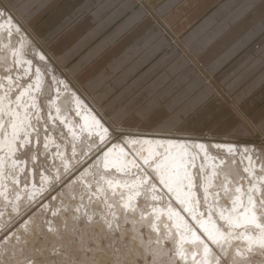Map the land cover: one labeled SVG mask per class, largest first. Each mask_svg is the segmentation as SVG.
<instances>
[{
  "label": "snow or ice",
  "instance_id": "snow-or-ice-1",
  "mask_svg": "<svg viewBox=\"0 0 264 264\" xmlns=\"http://www.w3.org/2000/svg\"><path fill=\"white\" fill-rule=\"evenodd\" d=\"M47 4L48 0H0V51L6 53L2 59L8 65L0 77L8 84L5 88L0 83V153L6 150V155L0 154V197L10 215L28 217L18 228L0 225V264H127L118 256L105 259L94 240L83 248V229L78 226L99 215L88 214L94 202L110 208L107 197L116 196L118 188L128 212L139 211L141 219L162 223L170 244L178 235L173 249L177 264H255L245 255L254 250L262 257L259 264H264V118L253 120L239 106L226 118L219 115L210 107L211 86L193 80V103L186 116L216 121L232 138L193 143L200 137L163 132L152 135L166 138L141 139L148 133L139 129L156 116L163 102L157 107L133 95L109 118L99 115V109L94 112L96 104L72 70L62 66L60 56L29 27ZM236 8V18L249 19L264 36V0H237ZM253 57L264 72V42ZM18 66L23 75L14 78L10 73ZM174 115L173 111L164 117L171 126ZM53 131L55 138L50 136ZM240 136L253 139L241 141ZM56 138L64 142L65 151ZM109 144L112 147L105 150ZM143 144H154L159 151L143 156L137 150ZM56 158L59 167L53 163L41 170ZM230 164H240L243 174L234 173ZM26 169H31V176ZM32 177L36 182L29 187ZM9 180L12 189L5 183ZM201 207L204 210L198 211ZM4 215L0 211V217ZM100 219L108 230L119 231L118 224ZM152 227L159 231L156 223ZM240 241L245 249L235 243Z\"/></svg>",
  "mask_w": 264,
  "mask_h": 264
},
{
  "label": "crops",
  "instance_id": "crops-1",
  "mask_svg": "<svg viewBox=\"0 0 264 264\" xmlns=\"http://www.w3.org/2000/svg\"><path fill=\"white\" fill-rule=\"evenodd\" d=\"M63 1L48 0L47 6L37 13L29 27ZM143 1L156 17L149 14L144 5L138 10L139 0H69L49 21L50 27L81 2V16L77 19H81V52L94 38L102 36L103 39L97 43L100 45L89 53L94 63L85 68L81 66L79 82L107 118L120 107L117 101L120 95L102 106L95 93L118 92L113 88L115 83L127 77L132 79L121 87L122 95H134L138 101L147 104L154 100L157 107L163 102L162 108L166 111L178 113L173 118L179 124L188 118L186 111L193 103L190 95V82L193 80L211 86L214 92L212 109L241 107L247 94L261 95L253 96L250 103L243 106L244 109L250 110L256 101L264 100V72L253 57L264 42V36L249 19L236 18L237 0ZM77 22L71 26L72 29L78 28L80 22ZM69 33L67 37H76ZM148 65L149 68L144 69ZM156 75L161 76L159 86L145 88L147 81L135 88L138 82L143 83L146 78ZM166 75L173 76L174 85L169 86ZM91 78L96 79L91 82ZM105 85L109 87L107 90L103 89ZM234 93L238 95L231 100ZM252 115L253 120L261 119V112L257 116L255 113ZM147 122L144 124L148 125ZM155 122L150 120L152 126ZM181 127L183 133L189 132L187 125ZM214 132L226 133L225 130Z\"/></svg>",
  "mask_w": 264,
  "mask_h": 264
},
{
  "label": "rangeland",
  "instance_id": "rangeland-1",
  "mask_svg": "<svg viewBox=\"0 0 264 264\" xmlns=\"http://www.w3.org/2000/svg\"><path fill=\"white\" fill-rule=\"evenodd\" d=\"M68 2H69V0H64L59 6H57L53 10L49 11L47 14L45 13V15L33 27H30V28L33 31V33L41 39V41L45 44L46 47H49L50 49L55 51L60 56L61 65L66 66L68 69L72 70L76 82L81 87V82H79V80L81 79V66H83L85 68V66H88V65H91L94 63L93 57L90 56L89 53L97 45H100L97 43H99V41H101L103 38H101L102 36L99 39L94 38L91 41V43L89 44V46L84 48L83 52H81V19L77 20L81 16V2H79L75 7H73L72 10L69 13H67L66 16H63L56 23L52 24L49 27V24H51V22H49L51 20V18L57 13V11L60 7H63ZM139 5H144L147 8L148 13L155 16L154 12L145 5L143 0H139ZM75 22H77V24L80 22L78 24L80 27L77 25L78 28L72 29L71 26ZM43 26L48 27V29L43 28ZM68 33L74 34L73 36H76V37L75 38L74 37H67ZM90 57H92V58H90ZM81 62H83L82 65H81ZM148 68H149V65L144 66V69H148ZM129 71H131V70H129ZM167 76L168 75H166L165 79L167 81H170L168 83L169 86L174 85V80H172L173 76H170V77H167ZM87 79H89V78H87ZM95 79L96 78H93V79L91 78V82ZM131 79H132L131 77H127V78H124L123 81L118 80V82L115 83V85H114L115 87H113V88H116L115 90H117V91L119 90L118 92H115V91L110 92L107 90L109 88L107 85L103 86V89L106 88L107 91L95 93L97 95V97L100 98L99 100L101 102V105L102 106L108 105V103L110 101H112L113 99L117 98L120 95V97L117 99V101L119 100L118 106H120L122 104V102H124L129 96L127 94L122 95V92H120V91L123 89H121V87L128 84L131 81ZM136 79H138V78H134V80H136ZM160 80H161V76L160 77H159V75L152 76L150 78H146L143 81V83H142V81L140 83L138 82V84L135 88L138 89V87L142 86L147 81H148V84L145 88L154 87V86L157 87V86H159L158 82ZM89 81H87V82H89ZM127 81H129V82L125 83ZM164 93H163V95H164ZM172 95L174 96L175 94H172ZM235 95H238V94H236V93L232 94L230 99L232 97L233 98L236 97ZM255 95H261V94H247L248 97L245 99V102H243V105L241 106V108L244 111H246L247 113L249 112L250 116H253L252 115L253 113H255L254 116H257L261 112V118H264V107L262 109H260L264 105V100L263 101H256L254 103L255 105L252 106L250 110L243 108V106L250 103V101L252 100V97ZM231 100H233V99H231ZM153 101H150V102L153 103ZM150 102L148 103L149 105L151 104ZM153 105H154V103H153ZM220 108H214L213 110L215 112H217L219 115L224 116L226 118L231 107L230 108L226 107L225 109L219 110ZM173 111L172 110L166 111V109L161 107L160 111L151 120V121L155 120L156 124L152 126V124L150 123V120H149L147 122L149 124L148 125L143 124V126L140 129L149 130V131H153V130L157 129L156 130L157 132H171V133L181 132V133H183L182 131H184V130H183V127H181V126L183 125L185 127L187 125V127H188V125L191 124L187 129V131L190 132V133L189 132L188 133L193 135V136L197 135L196 137H200V139L207 140L208 138L209 139H223V138H225L228 140V139L232 138L228 134V132L226 131V128L223 125H221L220 123H218L216 121L204 120L201 115H196V116L193 115L191 118L185 117V121L180 122L181 124H179V122L177 120H174V118H173V120L175 122V126L178 125L175 128V126L169 125L168 122L164 120L165 114L166 113H172ZM176 111H178V110H176ZM176 114H178V113H175V115ZM255 120H259V118L257 117V119H255ZM164 126L174 127V128H164ZM223 127L225 129H222ZM148 128H150V129H148ZM215 130L216 131L225 130L226 133H225V135H221V133H215L214 132ZM223 136H227L229 138H226ZM237 138L240 139L241 141H248V140L253 139L252 137H249V136H240ZM85 166H87V165H85ZM53 195H55V193H53ZM46 202L47 201H45V203ZM26 219H28L27 216H23L22 218H17L13 224H15V226L18 228ZM93 229H95V231H98V226H93L89 230H93ZM85 235H87V234L83 232L82 237L86 243L90 240H94L92 237H90L88 235H87V238H85ZM115 235L116 236L120 235V237L119 238L117 237V239L114 241L112 239H107L106 245L104 243H102L100 240H99V243H96L97 245H99L103 249V257L105 259H108V258L113 257V256H118V257H123V258L128 259L129 260L128 264H138L139 262L142 263L141 258L143 256H147V258H146L147 262L146 263L147 264L152 263L151 262L152 256L150 255V252H148L147 249H144V255H142V253L138 252V251H135V252L131 251V252H127V253H124V251H123L124 250L123 245H122L123 240H132L134 238L136 239L137 236L139 235L138 233L135 234L134 230H127V231H124L123 233L117 232ZM94 241L96 242V240H94ZM108 241H110V242H108ZM138 243L142 244L139 240H138ZM150 243L152 245H155L153 240H151ZM150 243H149V246H150ZM88 247H89V244H88ZM142 247H143V244H142ZM152 252L154 253V249L152 250ZM105 253H107V254L105 255ZM156 254L157 253L155 252V255ZM84 260H86V258Z\"/></svg>",
  "mask_w": 264,
  "mask_h": 264
},
{
  "label": "bare ground",
  "instance_id": "bare-ground-1",
  "mask_svg": "<svg viewBox=\"0 0 264 264\" xmlns=\"http://www.w3.org/2000/svg\"><path fill=\"white\" fill-rule=\"evenodd\" d=\"M0 23H3V21H0ZM6 55V53H4L3 51H0V77H3L4 75V68L8 67L7 64H5L3 62V57ZM28 59H30L31 57H27ZM11 60V57L9 56V62ZM35 63V62H34ZM11 75H13V77H18V76H22L23 75V70L21 66H18V69L16 71H13L10 73ZM61 79H65V77H61ZM0 83L4 84V87L7 88L8 84L7 82L0 80ZM2 91V90H0ZM81 99H83V97H81ZM85 104H87V106L89 108L92 107L91 104H88L87 101H85ZM46 107V104L44 105ZM97 109H93V111L95 112ZM64 113V108L62 107V114ZM53 115H55V112L53 110ZM99 115H103L104 117L105 114L104 112H102L99 109ZM107 118V117H106ZM5 119L7 120V117H5ZM62 131L64 129H61ZM142 132L148 133L145 136H142L141 139L143 140H156V139H162V138H166L163 136H157V135H152V133H163V132H157V131H147V130H141ZM175 134H182V135H190L193 136L189 133H175ZM50 136L55 138L57 136L56 132H51ZM197 136V135H196ZM65 139H68L67 137ZM225 138L223 139H199L196 141H193V143H208L209 141L213 144L215 143H223L225 142ZM55 143L60 145V150L61 151H65V144L64 142H62L59 138L55 139ZM113 143H118L117 141H113ZM52 145H50V149H51ZM95 147V145H93V148ZM112 145L109 144L107 145V147L105 148V150H107V148H111ZM85 151H87V147H85L84 149ZM138 151L141 152V155L143 156H147L148 152L151 150H155V151H159V149L155 148V145L152 144H143L139 149H137ZM67 151L70 152V149H68ZM81 151L80 147H77V153H79ZM0 154H5L6 155V150L3 153ZM213 155H215V153H212ZM114 155H118V153H114ZM55 164L57 167H59L60 161L59 158H56L54 161L53 160H49L47 163H45L42 167V171L45 168H48L51 164ZM230 168L232 169V171L234 173H242V166L240 164H236V165H231L230 164ZM6 171L8 170L7 168L5 169ZM26 171L29 172L30 176H31V169H26ZM47 174V173H45ZM22 183L20 188H23V177H20ZM118 179H121V183H123V178L118 177ZM219 179V178H217ZM36 182V178L32 177L30 179L29 182V187H31V183ZM7 185L8 189H12L13 188V184L11 182V180L6 181L5 182ZM37 187H39V184L37 183ZM117 195L116 196H108L106 203L108 205H110L111 207H105V203H99L96 204L95 202L92 205L88 206V214L92 215L93 213H97L99 214L98 216L94 215L93 216V221L92 222H85L83 225H78L79 227H82L83 232L86 233L88 236L92 237L94 240H96V243H99V240L104 243L106 245L107 243V239H110V237H115L117 239V237L119 238L120 235L116 236L115 234L117 233L116 229H112L111 231L107 229L106 225L103 223V221L100 219V216H103L104 218L107 219V221L109 223H114V224H118L119 227V231L120 233H123L124 231L127 230H134L135 234H139L137 236V238L132 239V240H123L122 245H123V251L124 253L127 252H141L142 255H144V249H147L148 252H150V255L152 256L151 258V262L149 264H161V261H164V264H177V259L176 256L174 254V247H175V243H178V235L176 237V242L175 243H169L166 239L167 233L163 227L162 223L156 222L154 220H152L151 217L145 218V219H141L140 213L139 211L136 214H132L130 212H128L124 207V200H121L119 197V193L122 191V189H117ZM21 196H24V191L21 190L20 192ZM9 199H12V196H9ZM165 199H168L167 196H165ZM125 200H126V196H125ZM48 203V201L46 202ZM87 203V200H86ZM137 201L134 200L133 204H136ZM221 203H223V200H221ZM173 207H176L175 204H173ZM204 209L198 208V211H203ZM0 211H3L5 213V215L3 217H0V225H3L5 227H7L8 225L13 224L17 218L16 215L12 214L10 215V208L8 206H6L4 200L2 197H0ZM21 212L24 211L23 206H21L20 209ZM156 223L157 224V228H159V231H157L155 228L152 227V224ZM23 224V223H22ZM21 224V225H22ZM93 226H98V231H95V229L93 230H89L91 227ZM142 230V231H141ZM119 234V233H118ZM87 235H85V238H87ZM152 238V239H151ZM115 239V240H116ZM123 239V238H122ZM82 240L84 241L83 237ZM138 240L143 244H139ZM151 240L154 241L155 245H152L150 242ZM159 240L160 243L157 244L156 241ZM85 242V241H84ZM110 242V241H108ZM120 242V241H119ZM150 243V246H149ZM238 244V246L242 249L246 248V245L243 241L240 242H235ZM151 247V248H150ZM188 246L185 245V248H187ZM83 248H88V244L85 242L83 244ZM150 249V250H149ZM154 249V253L156 252L157 254L155 255V258H153V252L152 250ZM107 253H105L106 255ZM245 255L247 257L248 260L250 261H255V264H259L260 260L262 259V257L254 250L253 253H247L245 252ZM82 259H89L90 257L87 256H83L81 257ZM147 256H143L142 257V263L145 264L147 262L146 260ZM0 259H3V257H0ZM18 259L23 260V257H18ZM119 259H121V261H126L127 264L129 263V260L123 257H119ZM142 263H138V264H142ZM147 264V263H146Z\"/></svg>",
  "mask_w": 264,
  "mask_h": 264
}]
</instances>
